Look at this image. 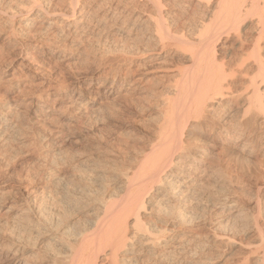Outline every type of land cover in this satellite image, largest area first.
Returning <instances> with one entry per match:
<instances>
[{
	"label": "bare ground",
	"instance_id": "bare-ground-1",
	"mask_svg": "<svg viewBox=\"0 0 264 264\" xmlns=\"http://www.w3.org/2000/svg\"><path fill=\"white\" fill-rule=\"evenodd\" d=\"M5 2L6 0H0V25L6 29L4 36L7 44H13L14 53L12 51L10 59L20 57L19 65L27 69L28 73H24L27 76L39 73L31 72L35 63L40 68L46 67L50 68L49 71H53L57 69V63L63 61L65 53L70 50L78 51L77 47L85 44L87 38L88 41L92 37L102 39L104 35L113 31H115L113 36L120 38L122 36L124 41L135 40L138 46L139 44L141 46L136 51L137 56H134L133 52L131 57L126 54L127 56L116 60L117 65L109 67L110 69L107 70L109 73L106 71L104 75V70L96 67L89 78L75 77V81L68 87H63L62 78V82L56 81L57 83L51 84L46 82L45 78L41 79L40 83L37 82L39 87L35 89V86L34 90H31L33 93L26 107L37 108L33 115L39 117V119L37 116L34 117L39 124L61 125L64 121H67L66 125L71 123V118L67 119L65 115L71 109L80 111L79 109L84 106L81 105L83 104L81 97L85 91L92 93L93 87L102 78L103 82L100 85L107 83L108 76L112 77L108 90L113 89V91H108L106 99L114 98L110 97L117 92L115 82L121 81L118 89L128 85L120 92L121 95H117L126 101L131 99L129 97L135 91L144 89L150 79L160 82L167 76L174 78L173 84L170 83L172 85H167V82L165 85H161V82L157 84L155 80V86L161 85L152 92L159 106L156 108L160 118V120L157 118L160 122H157L159 124L158 127L156 126L158 137L148 144L146 155L137 156L132 161V169L135 168V171L131 175L122 173L124 180L122 183L118 181L122 193L119 192L121 194L115 200H106L104 196L97 194L101 197L93 200L98 205L97 214L94 221L92 220L93 224L81 230L78 227L74 238L71 234L72 242L71 237H68L69 231L67 237L70 242L65 246L63 254L56 252L58 258L52 256L51 264H215L221 261V258L215 257L216 251L221 250L219 254L224 256L226 247L235 248L238 241L241 242L238 238V241H235L237 237V234H234L235 230L238 229L239 234L246 236L250 224L254 228V230L251 228L255 235L253 239L258 240V246L246 251L244 263L264 264V218H261L264 212L258 200L264 184L256 183L258 185L255 192L256 210L254 209L250 214L248 221L242 212L240 192L226 189L214 194L204 193V185L214 177L215 166H212V161L209 162L211 157L209 151L200 149L199 152H191L189 147L192 146L189 145L190 142L188 143L190 135L202 130L218 135L222 143L229 142L233 144L232 147L241 144V148L245 147V149L257 148L264 155V0H14V2L10 0L8 3ZM37 51L40 52L38 54L40 56L41 54L48 56V63L37 60L35 57ZM169 52L181 56V63L184 64L183 66L186 65V68L176 69L171 74L166 73L167 75L162 72L155 77L149 76L170 58ZM23 53L26 56H23ZM178 68L183 69L182 66ZM19 77L15 78L17 85L20 82ZM11 78L7 86L12 88L14 86L10 83L14 80ZM1 82L3 80L0 79ZM40 87H44V90ZM98 88L96 87V90ZM62 91H67L65 98L67 95L69 98L58 96ZM15 98L16 96L8 97L3 100L4 102L0 101V153L3 157L6 148L9 149L13 141L21 135V129L28 131L27 133L32 135L31 138L35 137L36 146L38 145L42 150L50 147L52 149L54 146L57 149V140L63 136V129L62 132L50 136L45 131L39 132L37 127L35 128L36 122H33L35 120H31L33 123L28 120L26 123L22 122L23 125L20 124V104ZM51 98L57 106L53 105L49 110L43 111L44 105ZM58 99L61 101L59 102ZM64 102L65 106H61ZM86 113L88 114L87 110L77 120L87 119ZM195 137L191 136L194 139ZM48 172L49 170L47 174ZM51 174L53 173L46 175L47 181L51 180ZM54 177L55 175L53 179ZM232 180L227 182L232 183ZM31 182L27 183L25 180L22 184L19 183L22 186L14 189L8 183L0 181V206L11 199L3 213L8 219L16 220L18 216L32 215L34 208L29 205V196L34 193L36 187L34 182L32 184L34 186L28 185ZM54 186L56 184L51 185V188ZM45 189L48 187L46 186ZM42 190H39L40 193L44 192ZM88 190L84 189L82 192L85 194ZM47 192L52 197L51 191ZM83 193H73L71 203L88 207L91 200L86 198L88 194L84 196ZM81 210L85 208L82 207ZM42 213L46 214L44 209ZM57 221L60 226L66 223L63 218L62 221L57 218ZM240 222L244 223L240 224ZM36 234H41L40 230ZM64 237L63 240L66 239ZM239 246L243 247L241 244ZM31 248L33 246L26 247L12 242L3 245L0 242V264H26L22 259ZM27 250L29 252H26ZM227 258L225 257V262ZM216 259L220 261L215 262Z\"/></svg>",
	"mask_w": 264,
	"mask_h": 264
},
{
	"label": "rangeland",
	"instance_id": "rangeland-1",
	"mask_svg": "<svg viewBox=\"0 0 264 264\" xmlns=\"http://www.w3.org/2000/svg\"><path fill=\"white\" fill-rule=\"evenodd\" d=\"M9 1L10 0H6L5 3H8ZM11 1L14 2V0H11ZM5 30L6 29L1 27V25H0V69H1L0 70V79L3 80V82L0 83V101L2 100V102H4L8 97L16 96L15 100L17 99L16 100L17 103L20 104L19 118L21 121L19 123L22 125H23V123L28 122V120L29 121L35 120L33 122H36V124H34V125H36L35 128L37 127V130H39V132L41 130L43 132L45 131V133L47 135H50V136L55 135L58 132H62V129L64 132H63V136L61 135L62 137H59L57 140V145H56L57 149H55V146H54V147H52V149L54 151H52L51 147H50V149L47 148V149L42 150V148H40L38 145L36 146L37 141L34 139L35 137L31 138L32 135L30 133L28 134L27 133L28 131L21 129L20 134L22 136L21 135L18 136L17 137L18 139L16 138L13 141L12 145L9 147L10 150L8 148H6L7 153L4 151V153H3L4 157L0 153V158L2 155V159H0V181L6 182V184L8 183V185L13 186L14 189H18V187L22 186L20 184H22L25 180H27V183L32 181L28 185H31V186L35 185V187H36L35 188L36 190H34V193L36 195L32 192L30 194L31 196H29V200L31 202V203L29 202V205L32 208H34L32 215L26 214L24 216H18V217H16V220L15 219L13 220L11 218L8 219L6 216H4L3 213L6 211V208H7L6 206H9L11 199H8L5 202L3 201L4 205L0 206V217L2 216V218H3V219L0 218V242H1V244L3 243V245H6V244H9L12 242V243H16V244L26 245V247L33 246V248H31V251L29 252L27 250L26 252H29V253H27L23 259L21 258L22 262H24L26 264H51L53 261L52 256L54 258L57 254H63L64 253V251H65L64 249H65V246L67 245V243H69L76 236V233L78 232V227H79V230H81V229H83V227L87 228L88 226H91L93 224L92 222L95 219V214H97L96 208L98 207V205L95 204L96 201H93V200L97 197H101V196H98L100 194L102 196H104V198L106 200H115L122 193L121 192L122 189L120 188V183H122V181L124 180V176H122V173L123 174L127 173L128 175H131V173H133L135 171V168L132 169V163H133L132 161L137 156L140 157V156L146 155L148 153V148H149L148 144H151L152 142H154L155 139L158 137V132H156V131H157V127H158L157 124H159L157 122H160L159 121L160 118H159V114H158V109H156V108H158L159 106L157 103L158 102L157 99H155L152 96V92L155 90V88L157 89L161 85H165L166 82L168 83L167 85H172L174 82V78L167 76V78H165L164 80H162V81L160 80V82L162 84L159 82V80L150 79V81L148 83L149 85L147 84V86H145V88H144L145 90L142 88L141 91L140 90L135 91L136 94L133 93V95H131V97H129V98H131L130 100L128 99L129 101L128 100L126 101V99L124 100L122 97L120 98L119 96H117V95H121L120 92L123 89H126L128 87V85H126V86H124L125 88L123 87L122 89H118L120 86V82H121L120 80L117 81V83L115 82V88H116L115 90L117 92H115L110 97V98L114 97L113 98L114 101H113V99H109V98L106 99L105 97L109 94L108 91L109 92L113 91V89L108 90V86L111 83L112 77L108 76L107 83L100 85L103 82V78H102V80L97 82V84L93 87L92 93H89L91 91H88V92L85 91V93L81 97V100H82L81 103H83L81 105H84L85 108L83 106L82 109L81 108L79 109L80 111H78L77 109H71L70 112H74V113L72 114L69 112L70 116L68 115L69 113H67L65 115V117L67 119L71 118V120H72V122L69 123L70 126H68L69 124L68 125L65 124L67 121H64L61 124L62 127L60 124L59 125L58 124H50V123H44V124L40 123L39 124L36 121V118H34L37 115L36 116L33 115V113L37 111V108H32L29 106H28L29 107L28 108V107H26V104L29 103V101L31 99V93H33L32 91L34 90V87L36 86L35 89L37 87H39L38 84L41 82V79L45 78L46 82H49L50 84L51 83H57L58 81L62 82V79H63V82L66 83V84L63 83V87H68V86H70L71 83H73L75 81L76 78L77 79L89 78L90 75L92 74V72L96 69V67L102 68L104 70V72H103V75H104L106 73V71L110 69L109 67H111V66L115 67L117 65L116 60L121 59L123 56H127V55H128V57H131L133 55L137 56L136 51L139 48L140 44L138 46V43L132 39L131 40L128 39V40L124 41V39H122L123 38L122 36H121V38H120V36H118L119 38L113 36L112 34H114L115 31L111 32V34L104 35V37H102V39L99 37H92L91 39L89 38V41H88V38H87L86 42H84L85 44L80 45L79 48L77 47L78 51L75 52V50H70L69 52H67V54L65 53L63 61L60 60L59 63H57V69L55 68L53 71H49L50 68H46V67L40 68V66L35 63L34 67H36L35 68L36 70L34 69V67H32L31 72L34 73V71H35V73L36 72H39V73H36L37 75L33 74V76L32 75L27 76V75H25L26 73H28L27 69L22 67V66L20 67V65H19V62H20L19 60L21 58L17 57L16 59L15 58L12 60L10 59L11 55H12V51L14 53V50L12 48L13 44H10V43L7 44L8 42H6L7 40L4 36ZM36 37H37V35H36ZM10 48H11V50H10ZM140 48H141V46H140ZM73 49H75V48H73ZM8 50H9V52H8ZM128 50H129V53L131 55L128 53ZM79 51H81L82 53ZM125 52H127V53H125ZM132 52L134 53L133 55H132ZM24 53L22 55L26 56ZM72 53H73V55H72ZM38 54H40V52L38 53V51H37L35 54V57L37 58V60L47 62L48 56H46L45 54H41L42 56H40ZM86 54H87V56H86ZM169 54L171 55L169 58L170 60L168 59L164 64L160 65V69L158 68L157 70H155L154 73L152 71V73L149 76L154 75V77H155L156 75H159L162 72H163L162 74H166V73L171 74V72L176 71V69L184 70L186 68L185 67L186 65L183 66L184 64L181 63L182 62L181 56L174 55L172 52H169ZM66 56H67V58H66ZM171 57H172V59H171ZM70 58H72V59H70ZM98 59H99V61H98ZM176 59H179V60H176ZM176 61L177 62L179 61L178 62L179 64L176 63ZM8 62H10V64H8ZM5 63H6V65H5ZM60 63H61V65H60ZM112 63H114V64H112ZM180 63H181V66L183 67V69L178 68V66L181 67ZM65 64H67V65H65ZM63 65H64V67H63ZM79 65H80V67H79ZM82 65H83V67H81ZM38 66H39V70H38ZM50 66H52V64H50ZM15 68H17V69L15 70ZM169 70H171V71H169ZM58 73H61V74L59 75ZM86 74H88V75H86ZM18 76H20L19 77L20 82L17 85V84H15L16 83L15 78L17 79ZM11 77L14 80V82L12 81V83H10V85L14 86L12 88L7 86V84H9V79ZM12 78H11V80H12ZM171 79H172V81H171ZM155 80H156L157 84L159 82L161 85L159 84V85L155 86L154 85ZM37 82H39V83H37ZM28 83H31V85L33 87ZM170 83H172V84H170ZM151 86H153V87H151ZM96 87L97 88L99 87V88L96 90ZM146 87H147V89H146ZM40 88H42L41 90H44V87H40ZM27 90H29L30 92L29 91L27 92ZM24 91H25V93H23ZM18 92H19V94H18ZM65 92H67V91H62V92L58 93V96L61 97L63 95L65 98L66 94L68 93V92L67 93H65ZM17 96H18V98L19 97L20 98L18 99ZM118 97H119V99H118ZM52 98L49 99V101L44 105L43 109H45V110H43V111L49 110L51 108V106H53V105L57 106V103H54V99H52ZM66 98H69V95H67ZM58 101L60 102L61 100L58 99ZM147 101L149 104L148 103L145 104V102H147ZM132 102H133V104H131ZM136 102H137V104H135ZM105 103H106V105H105ZM124 103H125V105H124ZM154 103H155V105H154ZM39 104L40 103H38V101H37V105H39ZM64 104H65V102L61 103V106H65ZM129 105H131V106H129ZM112 106H114V107H112ZM151 107H153V109ZM73 108H74V106H73ZM86 110L88 112V114L86 113L88 118L83 119V120H80V119L77 120V118L81 114L85 113ZM21 112H23V113H21ZM157 118H159V120H157ZM37 119H39V117ZM94 120H95V122H94ZM103 120H105V121H103ZM32 121H31V123H33ZM79 123H80V125H79ZM71 125L74 126L73 129H72ZM88 125H90V127ZM65 126H67V127H65ZM28 135H30V136H28ZM191 136L192 137L196 136V137L194 139V138H191ZM31 143H33V144H31ZM58 143H59V145H58ZM188 143H189V145L191 144L190 146H192V147H189V149H191V152H194V153L199 152L200 149L209 151V153H210L209 155L211 156V157H209V162L211 163V161H212L213 162V163H211V164H213L212 166L216 167V168L214 167V169H215V173L213 174L214 177H211V179L206 182L207 185L206 184L204 185V193L207 195L208 194H214V193L219 192V191H223V190L225 191L226 189L227 190H234L236 192H240V195H241L240 196L241 197L240 203L242 202L241 203L242 212L244 213L245 217L249 221V219L251 217L250 214H252L254 212V209L256 208V202H257V198L255 197L256 196L255 192H256V188H257L256 186H258L257 184H259V185H262V183L264 184V168L262 169V166L264 165L263 164L264 155H262L261 151H258L260 149H257V148L252 149L251 147H247V149H245V147L241 148L242 147L241 144H238L237 147L236 146L232 147L233 144H231L229 142L222 143V141H220L218 135H213L212 133L209 134L208 132L206 133L202 130H197L195 133L190 135ZM192 143H193V145H192ZM194 145H196V146H194ZM20 147H21V149H20ZM38 147H39V149H38ZM194 147H195V149H194ZM198 147H199V149H198ZM240 149H243V151H241ZM255 149H257V150H255ZM17 150H19V151H17ZM254 150H255V152H254ZM223 153H224V155H223ZM257 153H259V154H257ZM56 154H57V157H56ZM217 155H218V157H217ZM37 157H39V158H37ZM44 157H46V158H44ZM212 158H214V159H212ZM36 159H38V161ZM225 160H226V162H225ZM214 162H216V163L214 164ZM261 162L263 165L261 164ZM216 169H217V171H216ZM46 170L47 171L49 170L48 174L53 173V174H51V177H52L51 180L53 179V176L55 175V177H54L55 180L54 179H53L54 181L50 180L53 183H51L50 181H47L46 178H48L47 177L48 174H47ZM42 171H44V172H42ZM243 173H246V175H244ZM248 173H250V174H248ZM236 175L238 177H236ZM243 175H244V177H242ZM120 176H122V177H120ZM225 176H227V177H225ZM231 176H232L233 180L231 179ZM239 176L242 178H240ZM246 176H248V177H246ZM220 177H223L225 179L220 178ZM23 178H25V180L22 181ZM229 178L232 180L233 184L228 183L229 181H231ZM237 178H239L240 182ZM248 178H250V180ZM18 179L22 182L20 183V181ZM120 179H121V181H120ZM219 180H221V181H219ZM235 180H237L238 182ZM244 180L246 183L245 182L243 183ZM8 181L10 182V184ZM118 181L120 183H118ZM33 182L35 183L34 185H32ZM216 182H218V184H216ZM47 184L48 185L50 184L49 185L50 187ZM53 184L54 185L56 184V186L51 188V185H53ZM229 184H230V186H229ZM63 185H65V187ZM212 185H213V187H212ZM46 186L48 187V189H45ZM232 186H233V188H232ZM118 188L121 190H119ZM205 188L208 190H206ZM84 189H87V190L89 189L88 190L89 192L87 191V193H85V194L89 195V196L86 195V198L88 197V199L91 200L88 204V207L87 206L85 207V205L79 206L78 205L79 203L78 204L77 203L75 204L73 202L71 203V201H72L71 195L73 193L74 194L83 193L82 191ZM212 189H214V190H212ZM39 190L44 191L42 193L43 194L45 193V194L43 195L42 193H40ZM262 190H263V192L260 193V198H258V200L260 201V207H261L262 211L264 212V210H263L264 209V187L263 186H262ZM47 191H51L52 197L53 196L54 197L52 198L51 195L49 194V192H47ZM119 192H121V193H119ZM53 193H54V195H53ZM85 194H84V196H85ZM237 194H239V193H237ZM94 195L95 196L97 195V196L95 197ZM246 196H247V198H246ZM243 200H244V202H243ZM66 202H68V203H66ZM82 207L85 208V210H81ZM86 208H88V209H86ZM43 209H44V213H46L47 215L42 213ZM38 210H39V212H38ZM34 215H36V216H34ZM65 215H67V216H65ZM263 215L261 218H264ZM61 216H63V217H61ZM91 216H92V218H91ZM66 217L68 219H66ZM57 218H58V220L61 219V221L63 218V221H66V223L64 222L63 226H60L59 222L57 221ZM64 219H66V220H64ZM151 220L153 221L154 218ZM167 220L170 221L171 219H167ZM263 221H264V219H263ZM241 223H244V222H240V224ZM80 226H82V227H80ZM250 226L251 227L248 229V232H246V236L242 235L240 233L242 235L241 236L239 234L238 229L235 230L234 234L235 235L237 234L236 235L237 237L235 236L236 237L235 241L236 240L238 241V239H241L240 240L241 242H239V241H238V243L235 242L238 244L237 246H235L236 249L234 247L233 248L232 247H229V248L226 247L225 248L226 252L225 251L223 252V254L225 253L224 256L222 254H219L221 250L220 251L218 250V252L216 251L215 257L219 258V259L221 258L220 259L221 261L219 259L215 260V262L217 260L220 261V262H216L217 264H220V263L224 264L225 257L227 258V256H229V255L231 257L229 256V258H227L228 260L226 259V262H228V263L225 262V264H229V263H231V264H243L244 263V261H245L244 258H246V254H245L246 251H249L250 249L253 250L254 248H257V246H258V240H256V238L253 239L255 237V235H253L254 234V232H253L254 228H252L251 224H250ZM18 228H20V229H18ZM71 229H74V230L72 231ZM75 229H77V230H75ZM38 230H40L41 234H36V233H38ZM69 231H70V235H68ZM74 231H75V233H74ZM71 234H72L73 238L71 237ZM74 234H75V236H74ZM62 235L65 236L64 238H66V239L63 240ZM67 235L69 238L71 237L70 241H69V238L67 237ZM35 236H36V238H35ZM19 241H21V243ZM65 241H67V242H65ZM26 243L29 245H27ZM61 243H63V244H61ZM240 244H241V246H243L242 248L239 246ZM32 249H34V250H32ZM56 252H57V254H56ZM59 256H61V255H59ZM56 257L58 258V256H56ZM222 258H223V260H222Z\"/></svg>",
	"mask_w": 264,
	"mask_h": 264
}]
</instances>
